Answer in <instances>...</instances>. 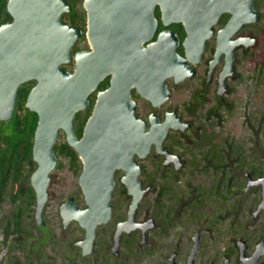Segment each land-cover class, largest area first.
Masks as SVG:
<instances>
[{"label":"water","instance_id":"1","mask_svg":"<svg viewBox=\"0 0 264 264\" xmlns=\"http://www.w3.org/2000/svg\"><path fill=\"white\" fill-rule=\"evenodd\" d=\"M148 4L140 10L147 13L146 24L136 26L127 23L134 10L129 0H84L87 13L84 32L80 26L64 20V14L73 8L68 0H8L7 10L12 21L0 25V120L9 121L13 117L20 86L36 81L26 101L27 108L38 114L33 144L37 167L30 177L36 193L35 219L38 225L44 222L52 173L58 165L54 147L64 133L83 164L79 185L87 208L80 209L75 198L70 197L60 212L65 225L75 220L86 230L83 244L86 254L93 246L97 227L112 216L117 170L125 172L122 183L133 197L128 221L120 224L116 233L118 245L123 232L141 226L135 222L134 215L145 189L139 180L141 166L135 157L146 158L155 147L158 154L166 156V163L175 161L177 167L181 163L179 156L164 149V141L171 128L184 130L189 125L176 113H169L163 123L153 116L148 129L146 121L137 115L132 92L136 89L156 107L166 102L170 98L166 79L175 76L176 82H180L194 75L191 64L201 60L213 26L202 28L201 33L200 27L187 26L184 44L189 63L176 52L177 37L171 48H168L169 40L163 37L167 32L157 42H150L157 25L150 11L154 4L149 1ZM231 11L233 21L221 31L219 38L220 44L224 43L221 35L225 34L230 47L224 77L231 74L232 49L240 44L251 45L248 39L230 42V37L244 22L258 19L251 1L241 9L232 7ZM84 35L90 49L74 54V46ZM72 62L75 68L70 71L66 65ZM107 77L110 85L98 92L83 135L78 138L76 115L90 106V95ZM246 177V190L253 187L261 190L257 217L264 211V174L255 178L247 173ZM240 244L243 252L245 241ZM262 255L264 241L257 245L251 257L242 253L245 264H255Z\"/></svg>","mask_w":264,"mask_h":264},{"label":"flooded vegetation","instance_id":"2","mask_svg":"<svg viewBox=\"0 0 264 264\" xmlns=\"http://www.w3.org/2000/svg\"><path fill=\"white\" fill-rule=\"evenodd\" d=\"M148 1L154 4L150 11L152 10L157 25L150 42H157L160 35L167 32L168 34L163 37L169 40L168 48L174 44L177 37L176 52L182 57L187 58L184 44L188 37L187 26L200 27L198 29L200 33L204 31L202 28L213 26L212 35L206 40L201 60L191 64L194 75L180 82H176L175 76L166 79L170 91V98L166 102L156 107L136 89L132 92L137 104V115L146 121L148 129L152 125L153 116L163 123L169 113H176L189 125L184 130L171 128L164 141V149L179 156L181 163L179 167L175 161L166 163V156L158 154L155 147L146 158L135 157V161L141 166L139 180L145 189V194L134 215L135 222L141 226L131 232H123L118 245L116 233L119 225L128 221L133 200L127 187L122 183L125 172L116 171V186L111 199L112 216L107 223L97 227L93 246L87 254L83 246L87 237L86 230L75 220L65 225L60 212L61 206L70 197L75 198L80 209H86L87 204L84 195L69 196L59 207L61 225L57 264H245L242 253L246 257H251L257 245L264 241L263 233L252 246L249 238L242 235L243 229L246 232L256 228L264 230V211L255 216L260 201L254 206L244 204L247 202L244 200L247 199V194L254 188L246 190L245 185L242 190L245 194L240 192L231 196L230 204L225 195L211 194L210 190L205 193L199 180L185 177L188 174L191 175L190 177L195 176L191 172L196 171V168L193 163L188 162L178 146L186 143L190 148L200 135V126L196 124L195 119L202 109L201 100H204L203 107H211L210 109L214 110L219 105L228 104L227 98L234 92L235 82L239 79V59L254 54L258 45L262 43L260 33L264 34V28L260 30L259 26H264V0H129L134 10L131 12V20L127 23L136 26L146 24L147 13L140 10L150 5ZM250 1L252 9L258 13V19L244 22L229 41L248 39L251 45L240 44L232 49L234 60L230 69L231 74L224 77L228 70L227 53L230 47L225 34L221 35L225 42L220 44V33L233 21L234 13L231 8L241 9ZM68 2L71 4L69 0ZM82 6V10L72 8L70 12L65 13L64 20L68 24L80 26L86 32L87 13L84 3ZM250 16L253 17L254 13ZM74 20H76L75 24ZM235 24L236 22L233 23ZM85 39H87L86 35L78 40L73 48L74 54L90 49L88 46H81ZM66 67L73 71L75 63L72 62ZM106 79L110 85V77ZM107 88L102 89L100 84L99 89L89 97L90 106L77 113L76 118L79 116L83 120L87 117L83 130L92 113L98 92ZM195 103L199 104L196 111L193 106ZM210 109L206 111V119L209 118ZM212 118L217 120L215 116ZM178 138H181L180 141ZM185 138L187 140L184 142ZM152 157H155V162ZM147 160L152 161V173L147 170ZM209 172L214 177L211 186L213 187L220 179L215 170ZM181 183L184 184L182 189H179ZM34 222L38 226L37 235L44 237L48 234L52 238L53 231L45 215L42 225H38L35 217ZM240 241H245L243 252ZM43 256L42 253L41 257ZM56 259L53 261L55 262ZM36 260L38 264H43L42 260L38 258ZM255 264H264V255Z\"/></svg>","mask_w":264,"mask_h":264},{"label":"trees","instance_id":"3","mask_svg":"<svg viewBox=\"0 0 264 264\" xmlns=\"http://www.w3.org/2000/svg\"><path fill=\"white\" fill-rule=\"evenodd\" d=\"M69 1L73 8H78L83 0ZM7 4L8 0H0V25L12 21V17L7 10ZM75 21H73L74 24ZM261 62L262 60L259 64L260 67L263 66ZM35 84L36 81L33 80L20 86L13 117L9 121L0 120V205L6 198H9L10 203L14 205V210L3 227V236L5 243L16 242L12 250L18 252L17 255H14L15 258L11 264H24L25 262L37 264V260L33 255L35 253L38 255L40 250L44 256L38 257V259L42 260L43 264H47V262L53 260L58 249L55 246L56 244H53V234H51L52 238L48 234H45L44 237L36 234L38 226L34 222L36 193L30 184V177L37 167L33 160V144L38 124V114L27 108L26 101L30 90ZM108 85L109 82L106 79L101 83V88H107ZM203 103L204 100H201L200 105L202 109L205 108L203 107ZM198 105L196 103L193 105L195 111ZM227 106V104L224 106L219 105L216 110L210 109L208 119L212 120V117L215 116L217 122H220L222 118L221 111L230 110V107ZM86 118L83 120L79 116L76 118V134L78 138L82 136L83 124ZM197 137L199 138L200 135ZM59 138L54 147L55 153L58 156V165L52 173L53 182L49 188L50 193L54 191V187L58 183L55 172L64 170L66 164H68L67 167L77 177H79L83 170L79 154L67 143L65 137ZM180 139L178 138L179 141ZM213 139L215 140L212 147H208L198 155L195 168L198 172L215 170L220 181L217 185L210 188L209 193L225 195L228 204H230L231 196L238 194V189L244 185V180H246L245 170H248L246 169L248 166L250 168L248 172L253 177L256 178L264 174L262 167L255 166V162L261 160L262 157L264 159V156L260 152H255V147H252L248 155L249 158L251 157V161L248 162L246 155L248 151L234 150L233 145H230V143L227 148L224 146V141L228 140L227 138L223 139L220 136ZM186 140L185 138L183 141L185 142ZM255 144L256 147H259L264 152V147H260L257 142ZM63 159L67 160L68 163L64 164ZM152 159L154 162L156 161L155 157H152ZM232 169L243 170L245 176L241 178L242 181L233 176ZM63 181L65 182L64 178ZM78 188L79 194L72 193L71 195L79 196L82 192L79 186ZM253 192L258 194L260 187L254 188ZM242 193L245 194L244 191ZM47 245H49V250L46 248L45 252L42 247ZM21 253L24 255L23 257ZM21 259L25 262L21 261Z\"/></svg>","mask_w":264,"mask_h":264},{"label":"rangeland","instance_id":"4","mask_svg":"<svg viewBox=\"0 0 264 264\" xmlns=\"http://www.w3.org/2000/svg\"><path fill=\"white\" fill-rule=\"evenodd\" d=\"M84 0L79 5V10L83 8ZM82 12V11H81ZM264 28L259 26L261 30ZM261 32V31H260ZM262 43L258 45L256 51L252 55L242 56L238 63L239 70V79L235 82L234 92L229 94L227 98V105L230 107V110H222V118L220 122L217 120H209L206 119L207 110L211 107H205L200 110L197 119L195 122L198 126H200V137L192 143V147H187L186 143H182L178 149L185 154L189 163H193L196 166V162L198 161V155L206 150L208 147H212L214 144V137H222L227 138L228 140L224 141V146L227 148L230 145H233L234 150L240 149L246 152L248 162L251 161V157L248 155L251 152V148L255 147V152H260L264 156V152L256 147V142L259 146L264 147V34H261ZM85 42H82L81 46H89L88 40L85 39ZM262 60V65L260 67V61ZM227 106V107H228ZM260 135V137H258ZM60 137H65L64 134H60ZM60 139V138H59ZM58 139V140H59ZM230 152V151H229ZM231 153V152H230ZM230 162V161H229ZM63 163H68L67 160L63 159ZM152 161L147 160V170L152 173L153 167L151 166ZM62 171H56V181L58 183L54 187V191L50 193V199L45 207L46 219L49 221V225L51 226V231H53L54 243L58 248L56 251V256H54L51 262H47V264H57L59 257V232H60V217H59V207L61 204L69 197L72 193L79 194V177L73 174L70 169L67 167ZM256 167H262L264 169V159L255 162ZM68 168V169H67ZM245 173H250L249 166L246 168ZM59 172V174H58ZM82 173V172H81ZM233 176H235L238 180L245 176V173L242 169H232ZM191 174H195V176L190 177L191 175H186V178H195L199 180L201 186H203L205 193L210 190L213 185L214 177L212 173L209 171L206 172H198L192 171ZM80 176V175H79ZM184 177V178H185ZM65 179V182L63 181ZM242 181V179H241ZM246 180H244V185L238 189V193L244 190L246 185ZM53 182V177L52 181ZM184 183H181L178 187L182 189ZM197 184V183H194ZM257 188V187H253ZM81 189V188H80ZM50 192V191H49ZM82 192V190H81ZM83 195V192L80 194ZM117 194H115L116 196ZM247 202L245 205L253 206L256 202H261V190L257 194L256 192H249L247 194ZM255 209V207H254ZM14 210V205L10 203V199L6 198L4 202L0 205V264H11L14 261V255H17L18 252L12 250L15 245V241L5 243L4 241V232L3 227L6 224L8 217L12 214ZM245 222V218H244ZM245 224V223H244ZM245 226V225H244ZM245 228V227H244ZM264 233L262 228L249 229L247 232L243 229V237H247L250 240V244L253 246L259 239V236ZM46 248L49 250V245L42 247L45 250ZM22 254V253H21ZM30 254V253H29ZM42 251L37 255L36 253L33 255L37 259L41 257ZM20 256V255H19ZM24 255L22 254V257ZM21 261L25 262L23 259ZM24 264H28L25 262ZM38 264V261H37Z\"/></svg>","mask_w":264,"mask_h":264}]
</instances>
